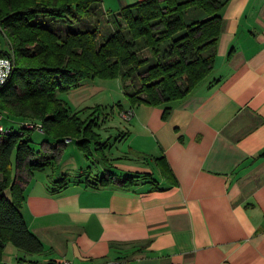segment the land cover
Returning a JSON list of instances; mask_svg holds the SVG:
<instances>
[{"label": "crops", "instance_id": "crops-1", "mask_svg": "<svg viewBox=\"0 0 264 264\" xmlns=\"http://www.w3.org/2000/svg\"><path fill=\"white\" fill-rule=\"evenodd\" d=\"M137 1L99 2L115 13ZM219 14L212 69L186 96L157 106L127 99L110 127L114 117H94L90 157L74 138L60 148L77 166L94 162L90 171L32 173L21 212L44 263L264 264V0H227ZM92 82L65 101L78 108ZM52 146L44 141L42 153ZM110 173L136 178L96 185Z\"/></svg>", "mask_w": 264, "mask_h": 264}, {"label": "trees", "instance_id": "trees-1", "mask_svg": "<svg viewBox=\"0 0 264 264\" xmlns=\"http://www.w3.org/2000/svg\"><path fill=\"white\" fill-rule=\"evenodd\" d=\"M99 1L0 0V31L8 47L0 55L12 63L0 86V125L6 129L0 135V264H8L2 262L7 244L27 255L11 264H36L28 257L47 250L21 212L32 173L51 167L68 138L75 139L85 157L94 149L89 142H98V115L78 116L63 98L66 92L96 77L119 78L132 105L157 106L186 96L212 69L219 10L227 0H140L115 13H107ZM98 13L112 24L111 33L82 28V16ZM40 15L66 19L70 28H78L55 30L41 23ZM167 113L164 107L163 116ZM11 115L19 118L15 127L3 125V116L10 121ZM25 123L40 125L39 131L55 140L53 151L34 155L30 133L36 129ZM135 178L110 173L96 185L127 186ZM58 182H66L65 176Z\"/></svg>", "mask_w": 264, "mask_h": 264}, {"label": "rangeland", "instance_id": "rangeland-1", "mask_svg": "<svg viewBox=\"0 0 264 264\" xmlns=\"http://www.w3.org/2000/svg\"><path fill=\"white\" fill-rule=\"evenodd\" d=\"M115 12V11H112ZM105 15H101L98 13V15L90 16L85 15L82 16L79 19V23H81L82 28H95L98 30V32L103 34H109L113 30L112 24L110 22L106 21L104 19ZM39 21L43 24L49 25L51 28L58 30H64L66 28H75L76 30L78 26L74 24V26L69 27L70 24L67 23L66 19H54L49 16L40 15ZM71 23V22H70ZM8 49L7 43H6V37L5 35L0 31V50L6 51ZM143 55H148L147 52H145ZM93 81L91 83V87L86 91L87 93H90V98L86 100L84 103L80 104L77 108L75 105L74 100H69V105L72 108V111H77L76 113L78 116H89V115H98L100 118L101 116H108V117H114L112 122L109 125L112 126L113 122L116 121V113L112 110L115 106L119 109V104H123L122 102H126L127 98L124 96V98H121V90L118 85V80L115 78H100L96 77L92 79ZM97 86H102L101 89L97 88ZM63 97L66 100V95L64 94ZM71 102V103H70ZM117 102V103H116ZM119 102V103H118ZM96 112V113H95ZM10 113V112H9ZM12 114V113H11ZM10 115V114H8ZM12 116V115H11ZM16 118L15 116H13ZM21 119V117H20ZM8 118L6 116H3V119L1 123L3 125H6ZM16 120H19V118H16ZM10 124V123H9ZM13 126L15 127L14 123L12 122ZM98 129V128H97ZM30 146L33 150V154H39L43 151L44 148V141L52 142L53 146L56 144L53 143L55 141L51 137H49L46 133L39 131V130H32L30 133ZM53 140V141H52ZM73 147H76V142L74 140ZM74 158V157H73ZM72 159V158H71ZM69 159V155H65L62 158V149L61 152L56 156V159L53 163L52 168L57 173H61L64 170H68L71 174L76 172L78 173L81 169H84V172L90 171L91 168L93 169L95 166L94 162H88L86 165L85 163L78 162V166L75 165L76 162L71 161ZM71 166V167H70ZM73 166V168H72ZM75 166V167H74ZM60 177V176H59ZM58 179V178H57ZM5 250H4V258L2 259V262L4 263H14L18 260V258L27 259V255L23 254L22 250L14 247L12 244H7ZM15 249V250H11ZM32 261H35L36 264H43V260L39 256H33L32 258L28 257ZM64 264V263H63Z\"/></svg>", "mask_w": 264, "mask_h": 264}, {"label": "built area", "instance_id": "built-area-1", "mask_svg": "<svg viewBox=\"0 0 264 264\" xmlns=\"http://www.w3.org/2000/svg\"><path fill=\"white\" fill-rule=\"evenodd\" d=\"M0 86L4 85L5 82L7 81L10 72L12 70V63L11 60L4 55H0ZM131 115V111H126L123 113L124 118H128ZM2 118V115L0 113V119ZM24 127L26 128H35L36 130H40V125L33 126L32 124L25 123ZM6 131L3 126L0 125V135H2ZM70 139H66L65 142H69ZM67 264V263H64Z\"/></svg>", "mask_w": 264, "mask_h": 264}, {"label": "clouds", "instance_id": "clouds-1", "mask_svg": "<svg viewBox=\"0 0 264 264\" xmlns=\"http://www.w3.org/2000/svg\"><path fill=\"white\" fill-rule=\"evenodd\" d=\"M0 63H2V62H0Z\"/></svg>", "mask_w": 264, "mask_h": 264}]
</instances>
